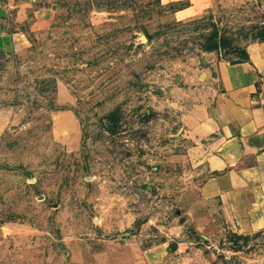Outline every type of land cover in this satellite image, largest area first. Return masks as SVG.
<instances>
[{
    "label": "rangeland",
    "instance_id": "rangeland-1",
    "mask_svg": "<svg viewBox=\"0 0 264 264\" xmlns=\"http://www.w3.org/2000/svg\"><path fill=\"white\" fill-rule=\"evenodd\" d=\"M31 5L0 46V264H264L201 192L199 129L264 0Z\"/></svg>",
    "mask_w": 264,
    "mask_h": 264
},
{
    "label": "crops",
    "instance_id": "crops-1",
    "mask_svg": "<svg viewBox=\"0 0 264 264\" xmlns=\"http://www.w3.org/2000/svg\"><path fill=\"white\" fill-rule=\"evenodd\" d=\"M33 1L42 0H0V46L3 49H13L20 44L21 34L9 30V26ZM213 91L206 118L199 128L207 138L203 167L207 180L201 192L220 205L229 220L243 230H262L264 41L248 44L236 56L228 55L219 61Z\"/></svg>",
    "mask_w": 264,
    "mask_h": 264
}]
</instances>
